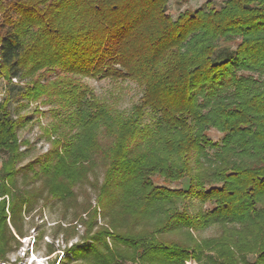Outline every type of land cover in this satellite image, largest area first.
<instances>
[{
  "label": "trees",
  "instance_id": "trees-1",
  "mask_svg": "<svg viewBox=\"0 0 264 264\" xmlns=\"http://www.w3.org/2000/svg\"><path fill=\"white\" fill-rule=\"evenodd\" d=\"M168 2L0 0V263L40 201L69 211L89 184L95 206L75 220L85 236L63 252L80 264H264V0L207 2L176 19ZM84 79L141 95L121 110ZM15 91L56 119L51 150L23 167L29 119H13ZM211 227L216 236L195 237Z\"/></svg>",
  "mask_w": 264,
  "mask_h": 264
},
{
  "label": "rangeland",
  "instance_id": "rangeland-1",
  "mask_svg": "<svg viewBox=\"0 0 264 264\" xmlns=\"http://www.w3.org/2000/svg\"><path fill=\"white\" fill-rule=\"evenodd\" d=\"M207 2H212L216 8H220L223 5V0H169L168 11L172 18L176 19L179 14L201 8ZM232 48H235V45H232ZM36 76H33V78ZM45 76H49V74L46 73ZM84 82L93 88L99 97L110 98L111 102H118V107L125 111L129 110L141 95L140 89L130 82L118 84L92 79H84ZM13 83L18 84L19 82L13 80ZM7 92L5 81L1 80L0 103L7 96ZM16 95V91L10 95L12 100L9 110L13 119H17L18 117L29 119L20 123L18 129L19 150L25 153L18 166L23 167L29 163H33L51 150L54 138L46 136L45 131H49L52 128L56 119L53 107L44 105L41 102L21 100ZM208 135L214 141L221 139V134L214 130L210 131ZM26 149H28L27 152H24ZM5 160H7V156L0 153V170L4 168L3 162ZM11 168L6 167V170H10ZM94 172L89 176V180L92 182L95 181V178H98L100 182L103 175L100 163ZM156 183L161 184L162 182L157 180ZM168 186L173 189H184L188 186V180L181 183L168 184ZM75 191L79 202L74 209L72 208L69 211H66L60 202H46L45 199L40 201L36 206V210L26 218V236L18 239L20 246L9 255L8 261L1 262L0 264H48L49 262H55L54 264H80V261L76 262L71 255H64L63 252L65 249H69L71 245L79 243L85 236L86 227L77 225L75 220L78 216H80L78 220H88V217L85 214H81V212H83L85 206L90 202L94 208L96 195L89 184L79 186ZM211 208L212 206L209 204L203 206L204 210ZM98 223V226L105 225L100 219ZM97 228L94 229L93 233L98 231ZM139 229L136 228V231ZM218 232L219 229L217 227H211L200 234H196L195 237L197 239L211 238L216 236ZM166 237L169 239H183L185 236L183 232H172ZM186 264L196 263L190 259Z\"/></svg>",
  "mask_w": 264,
  "mask_h": 264
}]
</instances>
